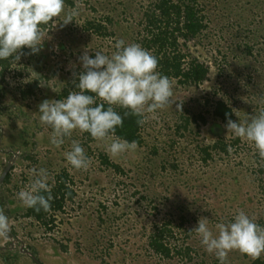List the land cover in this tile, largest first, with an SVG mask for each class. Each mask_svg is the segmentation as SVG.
Instances as JSON below:
<instances>
[{"label":"rangeland","instance_id":"374dc122","mask_svg":"<svg viewBox=\"0 0 264 264\" xmlns=\"http://www.w3.org/2000/svg\"><path fill=\"white\" fill-rule=\"evenodd\" d=\"M72 1H65V13L44 27L48 36L41 50L28 54L31 50L25 47V55L17 62L12 57L5 76H0V174L8 163L13 166V183L0 184V208L11 224L0 236V264H38L22 247L42 264H220L189 230L201 217L215 233L217 223H226L239 210L250 217L264 214L256 172L259 155L253 144L240 138L230 154H214L208 162L201 161L198 150L218 137L238 138L214 118L216 100L224 99L234 108L237 122L264 108V0H202L211 26L186 48L210 66L208 79L199 86L172 81L173 103L154 116L147 114L142 143L115 158L106 152L104 141L90 142L78 129L60 147L51 144V129L40 123L38 105L57 99L69 82H78L74 73L83 71L78 58L85 49L94 58L97 50L111 55L117 39L139 43L142 4L135 0L124 10L133 0L124 5L120 0H79V16L61 26L68 9L76 5ZM110 16L114 24L106 35L85 28L94 20L108 27ZM36 78V92L23 98L19 87ZM72 140L91 159L87 170L67 162L64 152ZM100 153L121 170L104 163ZM33 168L47 169L48 184L63 170L70 175L68 185L75 195L54 212L50 225L22 215L25 207L17 193L28 185ZM165 224L174 232L167 238L176 247L171 257L157 254L150 245L152 234ZM260 258L264 260V254ZM255 260L232 251L227 264Z\"/></svg>","mask_w":264,"mask_h":264},{"label":"clouds","instance_id":"9594fccd","mask_svg":"<svg viewBox=\"0 0 264 264\" xmlns=\"http://www.w3.org/2000/svg\"><path fill=\"white\" fill-rule=\"evenodd\" d=\"M81 7L76 0L75 7L64 15L61 26L75 20ZM62 13H65V0H0V60L14 57L15 62L19 61L25 55L22 51L25 47L31 50L28 54L38 53L48 36L44 26ZM114 47L116 50L111 55L95 51L94 58L85 49L78 58L83 71L74 73L78 79V83L74 80L75 88L79 91H70L64 99H44L38 105L40 123L51 129V144L60 147L65 143V137L70 138L78 129L97 141H104L110 157L134 152L138 148L137 141L116 135V129L123 126L124 117L134 115L138 117L137 124L142 126L147 122V114L154 116L157 110L173 103V83L157 71L158 59L149 50L139 43L126 44L123 39H117ZM97 99L101 102L97 103ZM177 106L180 109V105ZM116 107L127 111L122 116ZM225 128L227 134L253 144L264 160V109L243 122L229 117ZM228 150L233 149L229 146ZM64 156L77 170H87L91 164V159L76 140L71 141L70 150L64 152ZM29 177L28 185L17 193V198L24 207L36 212L50 211L53 197L47 169L33 168ZM10 229L9 217L0 208V236H5ZM215 230L214 233L209 227L206 217H201L198 226L189 231L197 234L201 245L214 254L220 264H227L232 251H239L253 260L264 254V226L243 210H239L231 221L217 223ZM22 250L42 264L31 252L23 247Z\"/></svg>","mask_w":264,"mask_h":264},{"label":"trees","instance_id":"16d2710c","mask_svg":"<svg viewBox=\"0 0 264 264\" xmlns=\"http://www.w3.org/2000/svg\"><path fill=\"white\" fill-rule=\"evenodd\" d=\"M65 1L70 4L73 3L72 0ZM124 1L125 0H120L119 2L124 5L126 3H124ZM134 1L135 0L130 1L131 3L128 2L130 4H126L124 10H128ZM138 3L139 5L142 4V28L138 31L140 37L139 44L149 50L158 59L159 63L157 71L166 75L171 81H178V83L183 86H199L204 83L209 77L210 66L199 58L193 57L186 47L188 42L203 36L211 26V19L208 16L209 13L207 11L205 12V9H207V2L202 0H138ZM108 23L109 26L107 27L106 24H103L102 20L88 21L85 28L106 35L109 27H112L114 24V18L112 16L108 17ZM125 33L129 35L131 34V31L128 30L125 31ZM11 58L12 57L7 60H0L1 77L5 76L11 65ZM38 83L39 80L36 78L34 82H27V87L23 88L24 85L20 86L19 90L21 96L26 98L31 94H34L39 87ZM68 84V86L63 87L62 91L58 94L57 99H64L70 91H79V89L75 88L74 83L69 82ZM2 89L3 87L0 86V91H2ZM100 102L101 101L97 99V103ZM105 107H107V105H105ZM212 107L214 118L221 120L223 123H226L229 117L232 120L235 119L236 114L234 108L224 99L220 98L216 100ZM1 109L2 107H0V110ZM116 111L123 116L124 112L127 110L116 107ZM199 118L202 122L207 123V119L204 115L200 114ZM137 119L138 117L134 115L125 116L123 126L116 129V135L123 139H127L128 141L135 140L138 144L142 143L143 125H138ZM193 120L197 122V117H193ZM83 135L84 138L90 142L95 140L87 132H84ZM239 141V138L227 140L223 137H218L207 143L205 141L198 150L199 157L202 159L201 161L208 162V160L214 158V154H216V156L217 154L220 156H227L230 154L228 150L229 146H235ZM100 155H102V161L104 163H109L112 167L121 170V167L118 164L111 162L107 155L102 153H100ZM22 157L26 159L32 158V156L25 154H23ZM18 159H21V157ZM257 161V178L259 180L260 191L262 192V200L264 201V160L258 156ZM69 176L68 172L63 170L57 174L54 182L51 181L49 183L51 195L53 197L50 201V211L45 212L41 209V211L36 212L33 208L25 207L23 208L22 215L32 217L41 224L50 225L53 223L54 212L62 210L66 200L73 199L75 195L74 190L68 185ZM12 178L13 166L2 183H13ZM14 187L18 189L17 182L14 184ZM233 217L234 215L228 221H231ZM254 217L258 224L261 226L264 224V214L260 216L255 215ZM184 219L185 218H183V220ZM173 233L174 232L171 228H167V224L161 228L159 227L151 236L150 245L152 249L157 254L164 257L174 256L172 250H175L176 247H171L168 242L169 240L167 239L170 235H173ZM190 249L191 248L189 247L186 251V255L188 256L190 255ZM177 253L182 254L183 252L182 250H177ZM255 263L264 264V260L259 258L255 260Z\"/></svg>","mask_w":264,"mask_h":264},{"label":"water","instance_id":"95a60500","mask_svg":"<svg viewBox=\"0 0 264 264\" xmlns=\"http://www.w3.org/2000/svg\"><path fill=\"white\" fill-rule=\"evenodd\" d=\"M12 163H8L7 166L5 167V169L3 170V172L0 175V184L3 182V180L5 179L7 173L9 172L10 168H11ZM27 252H29L28 250H26ZM34 258H36L35 256H33Z\"/></svg>","mask_w":264,"mask_h":264},{"label":"flooded vegetation","instance_id":"af4514ba","mask_svg":"<svg viewBox=\"0 0 264 264\" xmlns=\"http://www.w3.org/2000/svg\"><path fill=\"white\" fill-rule=\"evenodd\" d=\"M2 172H3V171H2ZM2 172H1V173H2Z\"/></svg>","mask_w":264,"mask_h":264}]
</instances>
